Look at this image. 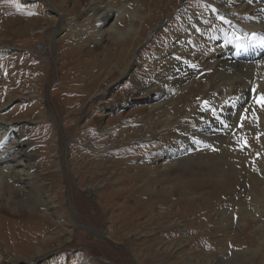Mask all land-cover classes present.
I'll list each match as a JSON object with an SVG mask.
<instances>
[{"label": "bare ground", "instance_id": "obj_1", "mask_svg": "<svg viewBox=\"0 0 264 264\" xmlns=\"http://www.w3.org/2000/svg\"><path fill=\"white\" fill-rule=\"evenodd\" d=\"M44 1L47 21L42 28L46 30L51 22H62L63 30L76 33L81 43L111 42L105 46V58L94 64L105 66V62L113 60L115 70L122 76L128 75L136 91L148 90L155 94L156 115L148 112L136 128L130 124L118 130L137 133L128 142L155 138L154 143L144 146L147 154L135 166H128L129 159L120 156L126 152L137 153L139 147L102 155L96 145L86 144L90 149L87 156L94 155L97 163L105 158L109 164L107 172L113 173L108 183L99 182L93 190L97 193L98 187L105 186L113 203L119 196H131L133 204L122 206L126 213L111 221L119 224L117 228L128 230L134 245L140 239V231L145 230L144 236L150 242L148 247H155V253H147L142 263L165 256L172 259L168 264H253L260 248L245 246L247 241L241 234L245 230L256 233L264 229V0L201 2L197 9L195 6L182 15L183 32L193 33L198 39L224 38L229 48L214 62L197 67L186 62L191 45L183 37L182 42L172 38L168 48L158 49L154 65L152 56L143 75L128 65L135 49L152 30L145 31L142 38L136 36L133 21L142 20L147 14L140 5L131 7L130 0H119V5H112L110 0H77L82 2L81 15L70 20L62 9L68 0ZM48 5L60 8L63 20L52 16ZM10 9L13 11L14 6ZM148 19L147 26L153 17ZM11 23L15 24L13 19L9 22L10 31L15 30L19 36L21 31L13 29ZM9 51L0 48V58L3 52ZM117 54L120 68L116 67ZM228 65L232 69L224 73ZM243 66L247 67L246 76H241L238 69ZM194 85L198 100L186 96L192 94ZM181 89L184 95L176 94ZM105 91L106 88L93 96H101ZM11 102L0 104V199L3 188L8 194L4 195L5 202L1 205L9 207L12 214L25 215L27 218L22 221L33 230L37 229L39 219L44 221L46 216L50 220L66 221L54 197L48 195L47 178L36 172L34 151L30 139L21 130V121L2 116ZM235 127L237 130L232 132ZM105 135V129H100L96 135L100 143L108 142ZM50 147L55 152L56 146ZM100 194L104 197L103 192ZM161 204L165 207L158 208ZM38 206H46L43 217L34 214L39 211ZM245 206L250 207L247 212H244ZM143 217L147 226L140 225ZM164 230L170 234L181 231L182 235L166 236ZM72 231L62 236V242L71 238ZM107 236L112 238L108 233ZM202 238L209 245L204 251L198 249L203 244ZM58 239L46 237L31 247V257L25 258L23 264H44L40 254L48 250H42L43 245ZM230 242L240 248H234L229 255ZM18 260L23 259L9 257L7 262L16 264Z\"/></svg>", "mask_w": 264, "mask_h": 264}, {"label": "rangeland", "instance_id": "obj_2", "mask_svg": "<svg viewBox=\"0 0 264 264\" xmlns=\"http://www.w3.org/2000/svg\"><path fill=\"white\" fill-rule=\"evenodd\" d=\"M130 1L131 7L140 5L147 11L142 20L133 21L137 27L136 36L142 38L143 33L152 28L146 40L135 49L128 63L129 68L138 70L139 75L148 70L146 66L153 55V65L156 63L158 49L165 46V49L168 48L174 38L182 42L183 37V40L191 45L187 61H184L194 66L197 64V67L214 62L229 48V43L224 38L198 39L193 33L182 30V15L190 12H186L184 8L191 10L196 6L197 9L199 4L206 0ZM44 2L0 0V48L10 50L3 52L0 58V104L12 101L2 116L21 121V130L30 139L34 151L36 172L44 174L47 178L46 183L50 187L48 195L54 197L59 211L68 220L59 222L46 216L44 221L39 219L35 225L37 229L33 230L31 225L22 221L27 218L25 215L17 212L12 214L9 207L1 205L5 202L4 197L8 195L3 188L1 193L5 196L2 195L0 199V264H9V257L22 258V261L15 263L23 264L25 258L31 255L30 248L39 245L46 237L59 239L43 245L42 250H48L40 254L44 264H168L172 259L165 256L142 263L148 254L155 253V247H148L150 242L144 236L145 230L140 231V239L138 238L137 244L134 245L131 244L128 230L117 228L119 224L111 221L118 219L121 213H126L122 206L133 204L131 196H119L115 203L109 199V190L103 186L113 175L107 172L108 161L104 158L97 163L94 155L87 156L90 149L86 147V144L96 145L97 151L102 155L110 152L114 154L118 149L139 147L137 153L126 152L120 156L129 159L128 166H135L139 159L147 154L144 152V146L154 143L155 138L152 136L145 141L137 139L128 142V139L137 136V133L118 130L123 127L125 129L130 124L134 128L139 125L140 119L146 118L148 112L156 115L158 107L154 104L155 94L148 90L136 91L130 77L122 76L115 70L113 60L110 63L105 62V66L94 64L105 58V46H109L111 42L105 41L101 45L81 43L77 40L76 33L71 34L63 30L62 22L58 23L59 25L51 22L46 30L42 28L47 21L44 19ZM120 2L110 0L112 5H119ZM12 6L13 11L10 9ZM49 8L48 12L52 16L62 18L63 12L60 8L51 5ZM81 8V1L68 0L63 3L62 9L66 10V18L75 20L81 15ZM10 17L15 22L11 23V27L21 31L19 36H16L15 30L10 31ZM150 17H153V22L147 26ZM120 25L124 23L121 22ZM117 60L116 67L120 68L118 54ZM227 69L232 67H224L223 72ZM238 69L244 73L240 72L241 76H246V66ZM154 73L158 72L154 69ZM194 87L195 85L191 87L192 94L186 95L188 98L196 99L198 94ZM105 88L103 95L93 96ZM184 92L181 89L176 94L184 95ZM171 100H175V97ZM178 104L182 106L181 103ZM220 120L224 122V117ZM144 122L148 123V119ZM235 128L232 132L237 130ZM100 129H105V138H109L107 143H100L101 140L96 136ZM51 145L56 146L55 152L52 151ZM134 171L136 170L133 169ZM99 182H103V187H98L100 189L96 193L93 188ZM117 187L115 185L113 188ZM101 192L104 197H101ZM161 207L165 206H158ZM245 208L244 212H247L250 207ZM37 209L39 211L34 214L39 213V216L43 217L46 206H38ZM139 222L141 226H147L146 217L141 218ZM234 226L235 230H239ZM71 229V238L62 242V236H68L67 233ZM157 231L160 232L159 229ZM163 232L166 236L173 235L177 238L182 235L181 231L175 234H170L167 230ZM107 233L112 238L106 237ZM241 236L247 241L245 246L260 248V253H256L252 263L264 264V229L256 233L245 230ZM202 239L203 244L199 245L198 249L204 251L209 245L206 244L207 239ZM234 248L240 247L229 244V255Z\"/></svg>", "mask_w": 264, "mask_h": 264}, {"label": "snow or ice", "instance_id": "obj_3", "mask_svg": "<svg viewBox=\"0 0 264 264\" xmlns=\"http://www.w3.org/2000/svg\"><path fill=\"white\" fill-rule=\"evenodd\" d=\"M262 102H264V98H262Z\"/></svg>", "mask_w": 264, "mask_h": 264}]
</instances>
